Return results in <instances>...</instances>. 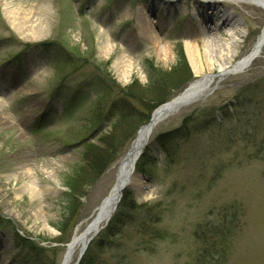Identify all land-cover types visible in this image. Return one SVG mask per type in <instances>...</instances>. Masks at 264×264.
Masks as SVG:
<instances>
[{
  "label": "rangeland",
  "instance_id": "obj_1",
  "mask_svg": "<svg viewBox=\"0 0 264 264\" xmlns=\"http://www.w3.org/2000/svg\"><path fill=\"white\" fill-rule=\"evenodd\" d=\"M155 1L0 0V264H60L151 112L217 72L205 55L218 36L204 26L211 10L195 0ZM218 7L243 32L214 39L234 64L256 44L264 9ZM6 9L40 21L38 39L18 33ZM142 13L159 35L139 32ZM187 45L200 53L196 71ZM158 76L184 82L172 90L154 83ZM212 83L193 107L152 130L122 191L133 210L115 212L111 234L106 227L90 241L82 264H207L199 258L203 238L213 240L223 218L233 232L210 264H264V44L243 69ZM127 103L132 113L112 127ZM100 159L109 162L95 176L86 166ZM27 180L32 191L17 192ZM78 253L76 246L68 264Z\"/></svg>",
  "mask_w": 264,
  "mask_h": 264
},
{
  "label": "bare ground",
  "instance_id": "obj_2",
  "mask_svg": "<svg viewBox=\"0 0 264 264\" xmlns=\"http://www.w3.org/2000/svg\"><path fill=\"white\" fill-rule=\"evenodd\" d=\"M162 2L163 4L166 5H172L173 3H175L177 0H156L155 2ZM196 2H201L204 3L208 9L207 10H211L210 14H203V20L209 22L211 21V23L209 25H204L205 27H207L208 29V33L210 31H216V33L218 34V36L216 37H212L211 41H209V49H205V55H206V59L209 58L210 60L208 61L209 67H212L214 65H216L217 67V72L215 74H207L204 75L202 77H199L198 79H196L193 84H195V86L190 87L188 89V93H206L207 91H210L211 87L213 86L214 83H212L215 79H220L223 76H225L226 74L229 73H235L233 71L240 70L242 69L244 66H246L251 60H250V54L253 53L256 54L257 52L260 51L262 45L264 44V27L261 30V33L258 37V40L256 42V44L254 45L253 49L251 50V52H249L245 57L241 58L240 60H238L236 63H232L231 59L233 57V54L229 53V50L226 49V51L220 49L219 45L215 44L217 42H214V39L217 38L216 40H219L221 37L223 36H242V30L240 28H237V26L232 27L231 24L232 23V17L230 15L227 14L226 11L220 10L218 7V3L219 2H229V3H247V4H253V5H258L260 7H262L264 9V0H195ZM38 12L43 11L42 8H38L37 9ZM157 11V10H156ZM143 12V11H141ZM5 14L7 16V18L10 21V24L16 28V30H18V33H26L25 35L29 38L32 39H38V35H37V31L43 28L42 23L39 21L37 22V20H28V17L24 14H21L20 11H16V10H10V9H6L5 10ZM157 14V13H155ZM141 20H144L145 22H141L139 24V32L141 34H148V35H159V31L156 27H151V24L148 21V16L146 14L142 13V16L140 17ZM229 25V26H228ZM203 27V26H202ZM228 27L227 30H225V28ZM207 33V32H206ZM237 41V40H236ZM235 41V43H236ZM263 41V42H262ZM261 43V44H260ZM260 44V45H259ZM107 49L109 48V44L107 43L105 46ZM196 48V47H195ZM187 50L189 53V63L191 65V67L193 68V70L196 71V68H201L202 67V63H201V56L200 53L198 51V49H194L193 45H187ZM215 59H219V62L217 64L214 63V61L212 62V60ZM129 63L126 59L123 60L121 64L126 68V66H129ZM195 105V104H194ZM194 105L190 106L189 105H182L180 106V108L178 109V111H175L176 114L179 112L181 113L182 110H180L181 108L184 109L183 107H185V110H188L190 107H193ZM3 106V100L0 99V108ZM180 110V111H179ZM174 112V113H175ZM3 119H7V117H2ZM142 138V137H141ZM140 138V140H141ZM139 140V141H140ZM24 175L25 176H29L30 175V171L26 170L24 171ZM122 172L120 171L119 174H116L115 178H119L121 177ZM135 174L132 173L129 177V181L130 184L133 183ZM30 190L32 191V185H31V181L27 180L24 181L23 184L16 190L17 192L20 190ZM34 196V195H33ZM92 228V227H91ZM83 233V232H82ZM80 233H76L73 237L72 240V247L70 248L71 251L73 252V249L76 246H79L80 243H78L79 241H81V238H83V234ZM80 248V246H79ZM69 254L71 257L72 255ZM69 258L67 259L65 264H68Z\"/></svg>",
  "mask_w": 264,
  "mask_h": 264
},
{
  "label": "water",
  "instance_id": "obj_3",
  "mask_svg": "<svg viewBox=\"0 0 264 264\" xmlns=\"http://www.w3.org/2000/svg\"><path fill=\"white\" fill-rule=\"evenodd\" d=\"M255 55L256 54L253 55V53L250 54L249 56L250 59H252V57H254ZM193 82L189 83L188 86L180 94L176 95L171 100L159 105L156 109H154L153 112L151 113V116L148 122L139 127L136 133V136L130 145V148L128 149L126 154L121 159L118 172H117V174H119L120 171L122 172L121 177L115 179V182L111 190L109 191L108 195L103 199V201L99 205L97 209V214L94 216L91 222L86 226V228L84 229L82 233L83 238H81V241L78 242L80 243L81 247H80L79 255H78V258L75 264H78V261L81 255L83 254L89 240L92 239V237L96 235L98 231L106 225L110 216L115 210L117 203L121 197L122 190L129 183L128 182L129 177L134 170L135 161L141 154L142 148L145 145L146 141L148 140L149 135L151 134L154 127L164 118L169 116L171 113L177 111L180 106L192 103L203 95L202 93H199V92H196V93L187 92L190 87L195 86ZM71 243L67 247L62 264H64L67 261V259L70 256L69 254H71L72 252L70 249L72 247Z\"/></svg>",
  "mask_w": 264,
  "mask_h": 264
},
{
  "label": "trees",
  "instance_id": "obj_4",
  "mask_svg": "<svg viewBox=\"0 0 264 264\" xmlns=\"http://www.w3.org/2000/svg\"><path fill=\"white\" fill-rule=\"evenodd\" d=\"M176 47H178L179 49H181V45L180 44H177ZM182 51V50H181ZM181 54V53H180ZM182 56V55H181ZM180 58V57H179ZM182 63V62H181ZM153 79V78H151ZM156 80H154V83H159V84H163V85H167V87L169 89H176V87L180 88V86L178 85L180 82H182L183 80L181 79H177L175 80L174 82H171L169 85L165 82L163 83V76L160 77L158 76L157 78H155ZM184 82V81H183ZM154 83H151V85H153ZM174 83H178L177 85ZM174 85V86H173ZM122 93V91H121ZM122 96L123 97H126L128 98L129 96L127 95H124V93H122ZM160 102H163V101H160ZM158 103V102H157ZM143 103L141 102V105ZM144 105V104H143ZM128 111V112H127ZM130 108H128V103H127V107H123L122 109H120V111L118 112V114L116 115V120L114 121V124L112 127H116L117 125L121 124L122 122H124V120L127 118V114H130L132 112H130ZM145 120L147 119L148 120V117H145L144 118ZM161 142H164L163 140H159ZM123 142H120V144H122ZM112 158V157H111ZM110 158V160H111ZM109 160L108 159H100L98 161H95L93 163L91 162H87L88 165L86 166L87 168L89 167H92V168H95L93 171H94V174L95 176H97L99 173L102 172V170L107 166ZM95 164H96V167H95ZM86 170V169H85ZM83 172V171H82ZM70 192V191H69ZM127 194L126 197H124L122 199V204L120 205L121 206V209H122V206H125V208L127 210H130L132 211L133 210V207H132V204H131V201L130 199L128 198V193H124V195ZM123 195V196H124ZM71 209V208H70ZM72 210V209H71ZM231 216V215H230ZM226 221V218H223L221 219V223H218V224H215L213 225V240L209 241V240H206L205 238H203V244L204 246H202V249H201V254L199 256L201 262L203 260H206L207 264H210L211 262L215 261L216 258H220L221 256L223 257L224 254H225V248H226V245L228 244V241H229V237L231 236V232H233V229L231 228H228L226 226V224H222ZM111 223V222H110ZM232 224V219H229L228 220V223L227 225H231ZM112 228L111 225L108 226L107 228V233L108 234H111L112 232ZM16 235H18L17 233H15ZM24 244V238H21V242H18V245H23ZM85 258L81 259L80 263L79 264H82L84 262Z\"/></svg>",
  "mask_w": 264,
  "mask_h": 264
}]
</instances>
